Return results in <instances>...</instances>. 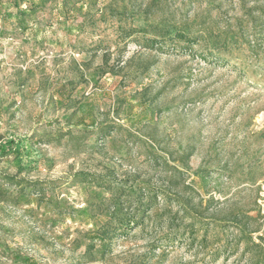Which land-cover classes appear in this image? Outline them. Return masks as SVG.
<instances>
[{"label":"rangeland","instance_id":"374dc122","mask_svg":"<svg viewBox=\"0 0 264 264\" xmlns=\"http://www.w3.org/2000/svg\"><path fill=\"white\" fill-rule=\"evenodd\" d=\"M147 151L264 252V0H0V264H247L173 240L164 199L118 230L137 185L168 191Z\"/></svg>","mask_w":264,"mask_h":264},{"label":"trees","instance_id":"16d2710c","mask_svg":"<svg viewBox=\"0 0 264 264\" xmlns=\"http://www.w3.org/2000/svg\"><path fill=\"white\" fill-rule=\"evenodd\" d=\"M150 29L154 31L157 28L153 25H148L146 28L135 30V32L147 33ZM246 30L247 27L239 25L238 33L235 34V42H229L227 37L221 39V32L216 34L209 33L208 36L214 39L213 48L220 50V45L227 46L229 43H236L238 39H245ZM262 31V29L256 30L254 34L257 32V35H259ZM176 38L186 40L187 34L180 30L176 34ZM257 38L260 39L259 42L263 41L260 36H257ZM149 41L155 44L158 43L156 38ZM146 155L155 166H160L169 175L167 182L168 191L150 184L137 185L134 188V214L127 212L124 217L120 218L118 230L122 231V233H127L131 227L136 229L144 226L146 215L152 209L153 204L158 199H164L165 203L171 205L173 209L165 208L161 215L165 218L167 232L173 240L188 242L201 251L210 249L215 257L220 255L227 256L232 250H237L240 245H245L247 252H254L255 254L252 258H249L247 264H264V252L259 251L260 244L253 243L250 237L251 233L249 231L250 225L254 222L253 219L240 211L234 214H227L223 218H217L218 210L216 209V204H219L218 201L211 199L203 205L202 199L190 187H181L184 181L183 172L169 166L162 158L155 156L149 151H147ZM185 157L181 156L180 158V162L184 165H186ZM90 177L88 183L91 185L104 188L108 192L112 191L115 181L110 178L105 180L103 176L91 175ZM169 190L172 193H169ZM109 234L110 229L105 228L103 235L108 237ZM258 240L264 246V238L258 236Z\"/></svg>","mask_w":264,"mask_h":264}]
</instances>
